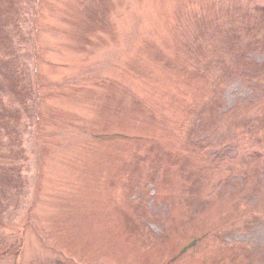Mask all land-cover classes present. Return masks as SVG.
<instances>
[{"label": "rangeland", "instance_id": "1", "mask_svg": "<svg viewBox=\"0 0 264 264\" xmlns=\"http://www.w3.org/2000/svg\"><path fill=\"white\" fill-rule=\"evenodd\" d=\"M256 6L0 0V264H264Z\"/></svg>", "mask_w": 264, "mask_h": 264}, {"label": "trees", "instance_id": "2", "mask_svg": "<svg viewBox=\"0 0 264 264\" xmlns=\"http://www.w3.org/2000/svg\"><path fill=\"white\" fill-rule=\"evenodd\" d=\"M254 13H259L263 18H264V7L263 6H256V10L253 12V14ZM252 14V13H251ZM249 15H250V13H249ZM237 37V36H236ZM235 37V38H236ZM18 120H16V122H17ZM9 166H11V167H8V169H10V170H12V172L11 173H13V171H14V173H17V171H18V167L16 168V166L15 165H13V167H12V165H9ZM14 173L11 175V176H13L14 175Z\"/></svg>", "mask_w": 264, "mask_h": 264}]
</instances>
